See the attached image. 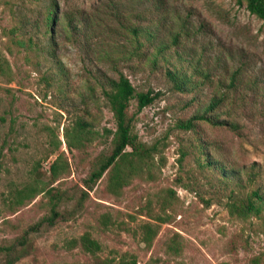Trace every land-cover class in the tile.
I'll return each mask as SVG.
<instances>
[{
    "label": "rangeland",
    "instance_id": "obj_1",
    "mask_svg": "<svg viewBox=\"0 0 264 264\" xmlns=\"http://www.w3.org/2000/svg\"><path fill=\"white\" fill-rule=\"evenodd\" d=\"M79 21L75 36L69 24ZM129 27L151 32L153 43L142 44L145 55H133ZM160 43L167 49L155 55ZM120 72L137 92L157 94L139 113L131 101L128 113H136L139 139L158 143L161 155L154 158V179L135 178L114 196L106 190L107 173L91 188L86 180L110 155L115 130L95 80ZM59 86L95 133L80 148L66 145ZM220 94L241 116L237 132L205 122L192 131L175 128ZM198 143L209 163L203 169L195 163ZM58 158L53 177L50 166ZM252 168L255 182L245 190L264 193V26L244 6L232 0H0V246L25 243L13 264H93L67 245L85 232L102 244L103 258L127 253L137 264H264L262 221L228 214L225 196L236 186L218 175L246 185ZM30 183L43 193L7 211V193ZM48 191L61 194L57 210L67 219L26 235L50 214ZM161 207L165 222L151 218ZM145 224L157 227L149 247L141 242ZM6 259L0 252V264Z\"/></svg>",
    "mask_w": 264,
    "mask_h": 264
},
{
    "label": "trees",
    "instance_id": "obj_2",
    "mask_svg": "<svg viewBox=\"0 0 264 264\" xmlns=\"http://www.w3.org/2000/svg\"><path fill=\"white\" fill-rule=\"evenodd\" d=\"M154 1L157 2V0ZM232 1L240 6H244L246 11L255 16L264 26V0ZM82 24V21L69 24L75 36L80 34L79 31ZM128 33L132 36L136 44L132 51L133 55H145L148 49H142V44L144 41L147 42L148 45L153 43L151 41V39H153L151 32L149 33L137 27H129ZM165 49H167V46L163 43L153 47L155 55L161 54ZM95 81L112 114L115 130L114 132H110L112 134V151L110 155L103 157L97 162L98 166L91 172L90 177L86 180V185L91 188L93 184L101 179L103 174L107 173L106 190L110 195L118 196L122 189L127 187L135 178L154 179V158L158 154L161 155L158 143L146 144L142 142L135 132L134 122L136 113L141 112L145 107L151 105L157 98V94H153L150 90L146 92H137L129 78L121 72L118 74L117 78H112L104 74ZM233 81L234 77L232 79V85H234ZM174 84L179 90L185 85L184 80L177 82L175 79ZM57 91L62 94L64 98L63 101L65 102V105H61L60 109L64 112L66 120L68 121V126L65 129L66 145L69 149L80 148L85 142L91 141L95 133L89 127L88 122H86L79 113V106L74 103L72 104L68 98L65 99L66 97L60 86ZM133 100H136V113L129 115V105ZM226 103L231 104L227 94H220L218 97H213L200 111L194 113L187 119L177 120L175 128L183 131H192L195 130L198 122H205L211 126L227 127L237 132L240 125L238 118L241 116L239 112L232 111L233 108L231 105H228L229 109H227ZM232 115H235L236 118L231 119ZM197 150L198 156L195 159V163L198 169H203L209 165L206 155L204 154L203 145L198 143ZM183 155L182 153V157ZM58 162H60V158L50 166V172L53 177L56 175ZM218 175L223 183L232 180L236 186V190L231 189L228 195L225 196V207L228 214L242 221L256 218L262 221L261 224L264 226V193L255 187L251 188L249 191L245 190L247 185L255 182L256 172L254 168L247 173L246 185H242L241 182L234 180L226 173H219ZM167 191L174 194L171 190ZM41 193H43V190L37 184H25L20 188L10 190L3 199V204L7 211L12 212L17 207L22 206L26 201L32 200ZM48 194L50 197V214L33 226H30L25 233L26 235L30 232H38L43 227H51L57 221L67 219L65 217L67 215L66 212L63 213L57 210V202L60 200L61 194L59 192L52 194L50 191L47 192V195ZM164 203H168V200L165 199L162 202V206H165ZM161 208V212L152 215L151 218L159 222H165L168 216L163 207ZM145 213L150 215L151 212L147 210ZM156 233V226L145 224L142 227L141 242L149 247ZM22 240L25 241L24 238ZM24 245V242L18 241L0 246V252L6 255V264H13L22 257V254L18 252V247ZM67 245L69 248H80L85 254L91 257L93 264H137L136 259L127 253L116 257H101L100 254L103 252L102 244L98 240L93 239L89 232H85L76 239H71ZM171 248L175 251L177 250L175 246H171Z\"/></svg>",
    "mask_w": 264,
    "mask_h": 264
}]
</instances>
